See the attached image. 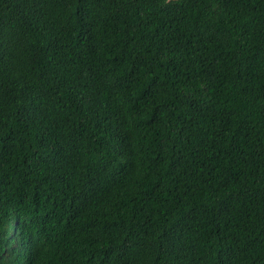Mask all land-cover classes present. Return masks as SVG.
<instances>
[{
    "label": "trees",
    "instance_id": "obj_1",
    "mask_svg": "<svg viewBox=\"0 0 264 264\" xmlns=\"http://www.w3.org/2000/svg\"><path fill=\"white\" fill-rule=\"evenodd\" d=\"M0 264H264V0H0Z\"/></svg>",
    "mask_w": 264,
    "mask_h": 264
}]
</instances>
